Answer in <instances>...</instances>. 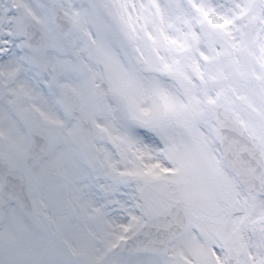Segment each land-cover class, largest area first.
I'll return each mask as SVG.
<instances>
[{
    "label": "snow or ice",
    "instance_id": "6c2138e0",
    "mask_svg": "<svg viewBox=\"0 0 264 264\" xmlns=\"http://www.w3.org/2000/svg\"><path fill=\"white\" fill-rule=\"evenodd\" d=\"M0 264H264V0H0Z\"/></svg>",
    "mask_w": 264,
    "mask_h": 264
}]
</instances>
